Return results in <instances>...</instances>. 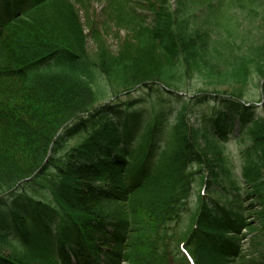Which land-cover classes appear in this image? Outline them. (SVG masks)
Instances as JSON below:
<instances>
[{
	"label": "trees",
	"instance_id": "1",
	"mask_svg": "<svg viewBox=\"0 0 264 264\" xmlns=\"http://www.w3.org/2000/svg\"><path fill=\"white\" fill-rule=\"evenodd\" d=\"M97 1L0 0V264H264V0Z\"/></svg>",
	"mask_w": 264,
	"mask_h": 264
},
{
	"label": "rangeland",
	"instance_id": "2",
	"mask_svg": "<svg viewBox=\"0 0 264 264\" xmlns=\"http://www.w3.org/2000/svg\"><path fill=\"white\" fill-rule=\"evenodd\" d=\"M105 8H106L105 3H100L97 0L96 1L95 0H88V4H87L88 14L82 13V19L84 20V23L86 24V28H88L87 18H89L90 20H93L95 22L97 29H99V30L101 29L104 22L106 21L105 15H104V11L106 10ZM87 32L89 33L90 31L87 29ZM123 37H124V32H121L118 35L116 30L109 31L105 35V38H106V41L108 42V45L114 51L117 50V48L120 44V40H121V42L123 41L122 40ZM90 49H94V44L92 43V41L90 42ZM204 88H206V86H205L203 80L199 76H196L193 79V81H191V90L194 93L196 91H198L199 89H204ZM250 89H251L250 90L251 92H250V95L247 98V100L252 101L255 104L259 103L261 101V87L259 86L258 80H256L253 83V85L250 87ZM182 94L185 95V93H181V95ZM191 94H192V92H191ZM139 96H140L139 93H135V95H134L135 98H137ZM106 102L108 103V101H106ZM143 107H144V109H143L144 113L143 114H145V116H147V117L149 115H151L150 107L149 106H146V107L143 106ZM260 109H261V107H260ZM74 143H75L74 140L71 141L70 144L67 146V148L70 150V148L73 147ZM225 153L227 154V157L230 161V164L233 165L235 172L239 173L241 168H242L243 158L241 157V153H242L241 149L235 140L230 141V144L226 146ZM24 189H25L26 194L35 198L36 200H40V201L44 200L46 202L51 201L50 193H48L47 190H44L41 186H37L36 184H32V185L29 184V185H26L24 187ZM196 189H198V187ZM195 195H196V192H195ZM194 200H196V196L192 200H190L189 208L194 209V205H195ZM250 236L251 235H247L245 237L246 239H245L244 243H246L245 244L246 248L248 245V241L251 239Z\"/></svg>",
	"mask_w": 264,
	"mask_h": 264
}]
</instances>
